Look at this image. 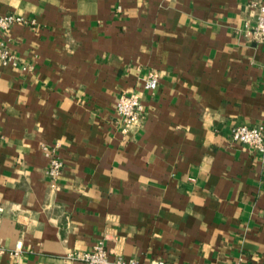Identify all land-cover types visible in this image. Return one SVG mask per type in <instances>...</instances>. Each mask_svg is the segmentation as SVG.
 I'll return each mask as SVG.
<instances>
[{
    "label": "crops",
    "instance_id": "0c3cea01",
    "mask_svg": "<svg viewBox=\"0 0 264 264\" xmlns=\"http://www.w3.org/2000/svg\"><path fill=\"white\" fill-rule=\"evenodd\" d=\"M252 2L0 0L35 22L0 36L18 61L0 65V264H84L68 255L100 243L112 261L264 264V159L232 140L264 127ZM129 93L145 120L123 135Z\"/></svg>",
    "mask_w": 264,
    "mask_h": 264
},
{
    "label": "built area",
    "instance_id": "2783aa9c",
    "mask_svg": "<svg viewBox=\"0 0 264 264\" xmlns=\"http://www.w3.org/2000/svg\"><path fill=\"white\" fill-rule=\"evenodd\" d=\"M249 7L256 10V23L254 27L247 30V34L264 43V3L252 2ZM33 25L34 21H27L25 17L16 14L0 16V36L9 32L14 25ZM0 65L17 67L18 61L8 47L0 40ZM159 76L157 73H150L144 84V89L154 91L158 87ZM116 111L122 123V134L127 135L143 126L145 111L139 93L123 94L117 101ZM232 140L242 144L249 149L258 152L264 159V127L238 126L232 131ZM59 145H42V150L49 159L47 176L52 181H57L63 171V161L58 156ZM2 210V209H1ZM23 251V243L19 241L13 252L14 256H19ZM5 253V249L0 246V257ZM72 261H80L84 264H139L136 259H126L118 256L114 261L110 260L109 253L103 243L95 246L88 252H74L68 255ZM150 264H166L164 261L155 260Z\"/></svg>",
    "mask_w": 264,
    "mask_h": 264
}]
</instances>
